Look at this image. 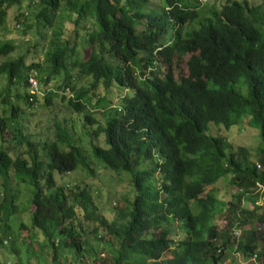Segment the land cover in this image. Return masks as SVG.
Wrapping results in <instances>:
<instances>
[{"label": "trees", "instance_id": "obj_1", "mask_svg": "<svg viewBox=\"0 0 264 264\" xmlns=\"http://www.w3.org/2000/svg\"><path fill=\"white\" fill-rule=\"evenodd\" d=\"M211 2L0 0V25L19 7L13 27L31 13L51 41L46 68L25 55L0 65L11 121L25 116L19 100L43 112L36 131L12 134L16 153L0 144V264H264V3ZM16 49L0 42V58ZM256 139L261 169L248 161ZM99 167L128 177L132 197L112 218L96 205L94 191L111 195ZM78 172L90 184L68 186Z\"/></svg>", "mask_w": 264, "mask_h": 264}, {"label": "rangeland", "instance_id": "obj_2", "mask_svg": "<svg viewBox=\"0 0 264 264\" xmlns=\"http://www.w3.org/2000/svg\"><path fill=\"white\" fill-rule=\"evenodd\" d=\"M159 1H153V3H158ZM218 0H212L211 3H217ZM248 2H250L251 4H258L259 6L262 5L264 3V0H248ZM209 2H206L204 5L208 4ZM22 9H19V7H14L12 8L9 12H8V18L7 21L5 23V25H0V42H5V41H10L13 42L15 44V46L17 47L16 51L5 57V58H0V65H2L4 62L6 61H12V60H16L18 59L20 56L25 55L27 56V59L29 63H34L36 61H40L41 63H43V68H46L47 65V58H48V51L50 50V38H45L43 39L41 37L40 31L35 28V29H30L28 26L34 24V20H33V16L31 13H29L24 20L22 21V28H18V27H13L14 24V20L16 18L17 15H19L21 12H27L28 11H21ZM67 18L66 14L64 15V19L63 22L64 24H66L65 20ZM62 19H60L59 21H62ZM72 25H70L69 28H71ZM80 55L83 59H85V56L88 58L91 54V48L90 47H82L80 48ZM190 58V56H185L182 59L176 61L175 63V68H176V73L179 75H184L187 76L189 74L188 71V66H187V61ZM7 79H6V75H3L0 73V112L6 116V111H8L7 116L9 121H11V119L13 118V114L10 111V106L4 104L2 102L4 97H7ZM12 87V86H11ZM56 87L53 85V88ZM18 92H24L22 89L18 88H11V92L10 95H12L14 98L17 97ZM72 97V96H71ZM17 103V101H16ZM19 104H16L17 106L24 108L25 110V116L18 119L17 122L16 121H11L12 123V130L6 132V135L4 137L0 138V144L9 152L12 153H16L19 148L23 147V143L21 144V137L18 138V141H16L13 137L12 134H15V132H17L18 129H21L23 131H31L30 133H32L33 131H36V125L39 123V116H42L43 112L40 111H32L31 109L27 108V105H25V103L21 100L18 101ZM67 104V103H66ZM66 104H63V101L61 99H57V107L55 108L56 110H60L63 106H66ZM23 110V109H22ZM49 116H50V112L49 115H46L43 120L44 126L42 125V134H47V124L49 122ZM77 131V135L75 137V139L77 140V142H80L82 145L85 147V149L87 151L90 150L89 148V142H88V137L85 135V133H83L82 131H79V129H76ZM255 131H257V133H259V131L257 129H255ZM214 132H216V129H214ZM18 133V132H17ZM48 135V134H47ZM46 135V136H47ZM259 135V134H258ZM82 136V137H81ZM248 137L247 134H241L237 139H236V146L241 147L244 144V140ZM260 139V136H259ZM100 142L101 145L105 144L104 143V136H101L100 138ZM250 141H246L245 145H249ZM264 148V145H263ZM260 149V141L256 139V141L253 143V147L250 148V152H251V157L249 158L248 161H250L251 164H258L260 163L259 159H258V152ZM92 156V155H91ZM261 164V163H260ZM101 167V166H100ZM98 168L97 170V177L94 178V181L96 183V186L100 185V183H102L103 185L107 186V187H111L110 190V197L109 199H107V201L103 204V200H99V194L97 193V191H94L96 193V197H97V201H96V205L98 207V209L100 211H103L105 213V208L110 212L109 217H113L115 216V212L112 211L113 208H118L119 210H121V207H125V205L123 203H125L126 199H129L130 196L132 197V194L130 193V189H128L127 186V182H128V177L126 175H121V176H117L115 178V176L113 175V173L106 171L103 168ZM91 178L89 179L85 173L83 172H78L75 173L74 175L71 176V181L68 182V186H70V183L72 181H77V183L81 184V185H88L90 184ZM121 182H120V181ZM223 187L225 188V185H223ZM128 191V192H126ZM232 192L235 193L234 190H232ZM130 194V195H129ZM116 198V199H114ZM105 206V207H104ZM245 208L251 209L252 206L250 203H244ZM106 217V215H105ZM24 219L26 218V216L23 217ZM224 224V222L221 220L219 221V225ZM252 226H248L247 229H251ZM24 234V233H23ZM38 249V248H37ZM44 255H47L48 253L51 254V250L50 249H44ZM42 255V256H44ZM166 258L168 259L169 256L167 255ZM234 261H228L225 262L224 264H254V259H250L249 261H244L243 258H241V256L238 254L236 255ZM0 260L5 261V259L3 258V256H0ZM90 262V261H89ZM99 264V263H98Z\"/></svg>", "mask_w": 264, "mask_h": 264}, {"label": "clouds", "instance_id": "obj_3", "mask_svg": "<svg viewBox=\"0 0 264 264\" xmlns=\"http://www.w3.org/2000/svg\"><path fill=\"white\" fill-rule=\"evenodd\" d=\"M19 28V27H18ZM189 75V74H188ZM187 75V76H188ZM32 78H35L36 80H37V83H38V87H39V85H40V73L38 72V73H35V74H33V75H31L30 76V80L32 79ZM30 83H31V81H30ZM32 84V83H31ZM33 85V84H32ZM257 165V167H258V169H261L262 168V165L260 164V163H258V164H256ZM262 188V187H261ZM255 260V259H254Z\"/></svg>", "mask_w": 264, "mask_h": 264}, {"label": "built area", "instance_id": "obj_4", "mask_svg": "<svg viewBox=\"0 0 264 264\" xmlns=\"http://www.w3.org/2000/svg\"><path fill=\"white\" fill-rule=\"evenodd\" d=\"M31 83L33 84V86L35 87L36 90H38V83H37V80L35 78H32L31 80ZM36 92V91H35Z\"/></svg>", "mask_w": 264, "mask_h": 264}]
</instances>
